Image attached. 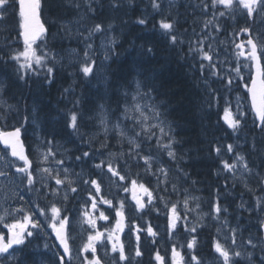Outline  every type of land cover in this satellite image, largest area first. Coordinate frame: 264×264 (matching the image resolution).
<instances>
[{
  "label": "snow or ice",
  "instance_id": "obj_1",
  "mask_svg": "<svg viewBox=\"0 0 264 264\" xmlns=\"http://www.w3.org/2000/svg\"><path fill=\"white\" fill-rule=\"evenodd\" d=\"M131 2V0H130ZM203 9L206 11L209 6L215 9L217 6H223L227 12L235 13L238 9L246 12L249 19L254 20L256 15L264 14V0H211L210 5L202 0ZM48 6L47 0H0V24L4 25L5 32L8 36L5 37V48L11 49L13 42L23 41L22 50L11 51L9 59L18 63V72H22L19 75V79L27 81L29 79V72L34 73L37 77H41L48 83H52L55 77L56 65L63 61V57L60 60L57 59L60 55L53 48L49 47V35L50 28L57 25L59 26L57 32L52 36L53 41L60 39L68 40L71 42L75 39L77 42L84 45L83 56H79L76 49H70L72 53L76 55V61L79 62V73H81L86 79L95 74L96 60L94 53L97 51L94 43V38L97 35H103L101 40V47L105 50L104 59L108 60L112 56H118L119 53L114 51L116 46V38L114 36L105 35L112 30V25L107 27L103 23H95L92 27H86L85 21L91 17H95L98 9L103 7V0L98 3L97 0H59L57 7L64 11L56 17L51 25L46 27L47 21L42 19L44 15V9ZM123 0H110L109 7L116 9L123 7ZM153 8L160 7L157 0H152ZM199 6V5H198ZM14 11L9 13V8ZM226 11H221L219 15L222 17L226 14ZM71 15V18H65ZM215 15V13H214ZM140 25H145L147 21L143 18L137 21ZM212 25V20L208 19L204 22L205 29H208ZM160 28L165 30V33L171 36V42L173 45L177 43V36L171 34L174 29V25L167 20L160 21ZM220 27L216 25V31H220ZM16 35L13 37L12 33ZM62 33V35H61ZM240 33H247L248 39L241 41L240 43L233 42V52L235 56V67H232L231 61H216L213 62V56L210 54L213 52L212 44H207V50H205V42L210 38L208 36H202L200 39L191 42L198 46V48H192L190 45V52L199 51L201 54V60L207 61V66L204 63L200 64V71L203 74L206 70L210 71L211 75L219 78L222 83H225L226 88L231 92V86L234 80L243 82L247 93L249 94L251 101V112L254 116L253 127L258 129L260 133H264V38L261 35L253 37L251 30L248 27L240 29ZM240 33H234L239 35ZM11 38V39H9ZM214 39V38H213ZM149 48L147 52H151ZM223 65H227L226 69V81L222 73L225 71ZM247 70L248 76L242 75V72ZM137 76H143V72L136 74ZM116 88H125L131 90L133 94L129 96V92L124 93L125 105L122 110L123 120L119 117L117 122L108 127V118L106 114H102L100 117V125L103 126L105 132H115L121 139H127L130 145L129 151L124 155L125 163L129 161H143L146 166V170H150L155 164V157L149 153L148 155H141L143 150V143L146 141L156 140L157 149L166 150L168 157L176 159V153L172 150L175 140L170 135L171 125H167V131L165 130L166 121L163 118L164 113L160 111V106L150 103H143V101L151 100V93L155 90L150 87L146 80L124 79L123 83L119 81L115 82ZM133 84L135 85L133 87ZM3 90V85H0V91ZM65 93H70L71 89H65ZM218 91V90H217ZM221 97L217 95V101ZM81 101L79 99L73 102L74 109L76 105H79ZM225 107L223 109V116L221 119L225 122L229 129L233 133H239L245 126L247 120V112L241 110V105L237 103L235 111L232 108V102L230 99L224 98ZM15 106L10 105L7 101L0 99V118L5 121L8 119L9 114L12 112ZM103 107V106H101ZM117 110H120L119 105ZM16 114L19 115L18 108ZM29 119H35V117L25 116L24 121L27 123ZM82 116L77 111H71L69 115L66 127L71 129L73 133L80 136L79 129L81 127ZM155 121V123H153ZM129 124L131 127H129ZM4 126H0V164L3 165L0 168V178L8 180L11 183H15L16 179H19L20 184L18 187L27 185L26 191L29 195L36 194V201L28 200L30 205L29 209H25L23 205L17 208H5L4 212L0 214V264H72V248L69 243L68 229L71 226L70 216L63 215V212L67 211L66 208L58 206V198L60 196V188L66 189L63 199L67 201L68 194L67 189L69 185L83 183L84 186L89 188L88 200L91 201V209L98 210V204L108 205L109 209L115 207L111 199H106L101 196V183L102 180L91 178V173H88V179H85V173L83 170L80 173H75L76 179L70 180L68 177L72 174L69 169L64 167L65 161L63 159L56 160L57 171L53 174L51 168H44L43 173L47 174L49 181L54 180L57 187H53L50 183L41 182L39 189L35 188V184L40 182L36 180L34 174L33 162L29 159V156L25 152L24 142L21 139L22 127H14L11 130H3ZM136 129H139L137 131ZM157 130L159 135H157ZM131 133V135H129ZM81 139L82 136H80ZM167 141L163 143L162 141ZM257 138L253 136L252 149L260 153L261 165H257L255 168L250 167V162L244 154L236 152L235 159L232 163L227 160H222L221 164L223 169L227 172L235 174L237 170L241 171V178L245 176L251 178L253 176L257 179V187L261 192H264V175L259 171L260 166H264V145L258 146L256 143ZM43 144L49 145L47 154L44 156V161L48 160V157H54L56 153L53 151L51 145L54 141L48 139ZM238 145L228 144V153H233ZM217 155L221 154L222 147L217 145L214 148ZM103 154V153H101ZM83 158H91L90 152H83L82 156H77L75 159L77 162ZM11 158H15L14 160ZM18 162H22L20 165ZM107 163V173L111 174V177H118L120 181L126 180V175L121 174V169L113 167L111 162L101 161L92 165L94 169H101L103 173V166ZM239 166V167H238ZM14 168L15 172L12 173L11 169ZM62 170V171H61ZM167 169H156V172H163L167 176ZM156 172H153L155 175ZM61 176L64 178L62 179ZM44 179L43 177L41 178ZM163 183L165 187L162 191L167 192V184L169 181H159ZM247 186V181H245ZM131 187L133 190V200L136 201V207L138 210H142L146 207L145 203L136 195L137 180L131 181ZM139 188L147 195L148 203L151 204L156 197L145 184L140 183ZM227 188V184H225ZM47 189V192L44 190ZM94 189V193L91 191ZM72 193H77L79 189L77 187H71ZM127 192L128 188H124ZM251 191V189H249ZM173 192H178V186L173 184ZM43 193L44 197L52 196L53 200L50 204L44 207L40 206L39 199ZM227 194V193H225ZM16 199L24 201V195L19 192L13 194ZM99 197V200H97ZM159 199L164 200L163 196ZM195 197H189L187 190H185V199L183 201V207L185 212L182 214L180 211L179 202L172 203L170 200L165 201L166 206L171 204L170 208H167L168 215V229L169 232L177 229L180 221H184V227L187 232L191 234V239L187 242V250L192 253L190 261H185L180 251H177L176 246L172 247V264H203L202 259L195 254V248L197 245V226L193 225L188 228V212L189 201L195 200ZM257 208L255 211L264 212V199L257 198ZM199 208V204H197ZM239 209H245V202L242 200L238 205ZM87 209V201L82 205L81 213L85 218V222L94 230L87 236V240L83 243L82 247L78 250V255L83 256L82 264H101V259L97 255V244L100 243L105 233L96 230V220L90 217ZM124 202H120V206L116 207V226L113 230L107 231L106 239L111 244V251L118 253L119 260L116 264H130L132 257L126 254L125 245L120 241V238L115 233L123 231V217H124ZM249 212L254 211L251 207L246 209ZM228 214V207L221 205V195L219 189L217 190L216 200L212 204L210 215L213 216L217 223H220L219 217L221 215ZM17 216L20 218L17 219ZM38 217H43V221ZM100 220L108 221L109 217L105 215L104 211L99 212ZM238 220L240 217L237 218ZM10 221V222H8ZM47 229H51L50 232ZM227 229L230 232V244H222L219 240L213 242V249L216 255L217 264H264V236H260L259 232L264 231V220L259 223L257 234L249 233L247 239L243 237V229L240 224L237 223L232 226L227 219L221 224L218 231ZM137 247L135 249L134 256L136 258L141 257L142 252L139 247L140 235L142 231L138 226L135 229ZM147 233L151 236H155L152 226L149 224ZM39 233L45 234V242L43 244V251L39 250V245L36 249L30 250V245L33 239L38 238ZM237 236L240 237V244H237ZM48 239H54V243H48ZM91 252L92 258L89 259L84 253ZM51 257L48 261L44 257ZM259 253V256L257 255ZM155 260L157 264H167L165 257H162L159 252L155 254Z\"/></svg>",
  "mask_w": 264,
  "mask_h": 264
},
{
  "label": "trees",
  "instance_id": "obj_2",
  "mask_svg": "<svg viewBox=\"0 0 264 264\" xmlns=\"http://www.w3.org/2000/svg\"><path fill=\"white\" fill-rule=\"evenodd\" d=\"M58 3L59 0H47L51 10L48 6L45 7L44 19L49 18V20L54 21L64 11L57 7ZM140 4L139 0H131V2L126 0V4L119 7V10L114 9L115 12L113 13H100L95 16L101 17L103 21L104 19H112L114 23L118 26L122 25L123 28H120L121 30L116 29L119 34L115 32L118 42L114 51L119 55H114L109 63L104 64L106 68L97 70L96 67L95 74L87 79L79 73V63L65 60L62 67L55 72L56 78L50 85L45 86L41 83L30 85L29 87L34 86V88L25 92L23 86L19 85V74L16 72L12 61L6 59L9 48H5L6 42L0 40L2 95L12 103L11 105L15 106L14 112L17 108L19 110V115L10 113L8 119L15 117L18 120L17 125H23L27 133V131H34V128L28 125L33 119H29L25 123L24 117H35V120L38 121L36 126L40 128V137L44 141L52 139L53 145L67 141L73 145L74 136L76 140L82 141L80 136L85 134L92 137V133L97 131L90 125L94 119L88 118L93 116L89 112V106L93 105L89 104L90 101H106L103 97L104 92L109 101L112 102L109 105H113L112 107L116 109L124 101L123 97L126 91L129 92V96L132 94L131 90L122 87L117 89L116 81L123 83L125 78L133 81L135 79L146 80L147 84L155 89L151 94L162 106L164 115L176 127L174 145L178 154L175 161L178 160L176 163L182 166L175 170L179 177L178 183L188 187L190 182L196 181L198 185L191 190L208 202L214 197L211 193L217 194L216 189L221 192L225 188V186L223 187L224 184H230L225 175L219 174L220 166L216 159H213V150L216 144L220 141H229L234 135L240 139L243 137L242 133L246 131L257 133L258 130L254 129L249 119L245 121V126L239 133H233L232 130L228 131L227 127L220 128L218 106L215 104L216 107L207 108L208 104L205 101L204 92L195 78L193 70L184 63L181 53L177 52L176 48L169 45L166 40L163 41L161 36L151 32L149 27L137 23L139 19H145L146 11L143 10L142 14L139 9ZM120 10L123 12L119 13ZM10 11H14V9L10 7ZM124 20L125 23H123ZM145 20L148 22L147 19ZM19 43L21 44V42ZM149 48L152 49L150 53L147 52ZM139 72H143V76H137L136 74ZM104 74L108 76L107 89L98 87ZM22 83L24 84V82ZM71 85L74 86L73 92L71 91L64 96V90L71 88ZM58 88H60V98L55 94ZM77 99L81 103L76 105L74 109L73 102ZM73 110L82 116V124L79 129L80 136L66 127L67 119ZM32 112H35L33 116ZM97 113L98 109L94 112V116ZM83 129L84 131L90 130L91 134L83 132ZM260 140L262 145L263 139ZM153 142L154 140L146 141L145 149L151 148L154 153L159 154L163 161L171 163L172 161L165 156L164 151L158 150L157 145ZM223 144L219 145L222 149ZM247 146H249L248 143ZM260 155L258 152H253L252 156H246V158H249L254 165H261ZM260 167L263 168V166ZM133 172L137 173L135 167H133ZM150 181L152 180L150 179ZM156 183H158V179H156ZM249 186L251 191L246 189L243 196H253L252 190L255 184ZM237 188L240 186L237 185ZM242 191L243 189L239 190L240 195H242ZM259 192L260 190L257 191V194Z\"/></svg>",
  "mask_w": 264,
  "mask_h": 264
},
{
  "label": "rangeland",
  "instance_id": "obj_3",
  "mask_svg": "<svg viewBox=\"0 0 264 264\" xmlns=\"http://www.w3.org/2000/svg\"><path fill=\"white\" fill-rule=\"evenodd\" d=\"M187 7H190L189 9H192V11H200L201 10V8H202V6L200 5V0H181ZM199 5V6H198ZM170 6H172L171 4H170ZM170 6H168L167 5V11L169 12V11H171V10H173V11H176V7L175 6H172V7H170ZM202 12H204V13H206V19H205V21L206 20H208V19H212L213 18V14H211V12H210V10L209 9H207L206 11L202 8ZM176 16H183L184 17V14H181V15H178L177 13L173 16V17H176ZM255 22H256V24H257V29H259L258 31H260L262 34H264V14H258V15H256V17H255ZM58 26H59V24H58ZM58 26L56 27V29L58 28ZM195 30H196V24H194V26L193 27H191V29H190V31L188 32V33H184L183 35L181 34V32H179V31H176V33H174L176 36H177V43L175 44L176 46H182V45H185V46H187V44H188V42H189V40L191 39V38H193L194 37V34H195ZM57 32V31H56ZM56 32L53 34V35H55L56 34ZM172 32V31H171ZM172 34V33H171ZM52 35V36H53ZM61 35H62V33H61ZM110 36H113V35H110ZM211 38V37H210ZM262 38H264V35H263V37ZM103 39V38H102ZM101 39V40H102ZM73 40H75V39H73ZM101 40H100V42H99V45L97 46L99 49H100V53H99V58H98V62H97V67H99V68H101V70L102 69H104L103 67H104V65H103V63H106V61L104 60V57L103 56H105V50L100 46L101 45ZM56 42H60V44H61V40L60 39H57V40H55ZM64 41V40H63ZM65 41H66V39H65ZM68 41V40H67ZM225 45V43H224V41H220V40H214L213 41V51H214V53L216 54V57L217 58H220V61H224V60H226V58H229V57H233V56H230V55H220V52H219V50H221L222 52H223V46ZM82 47L84 48V45L82 44ZM57 49V51L60 53V57L62 56L63 57V61H65V60H67L68 62L70 61H73V60H75L76 59V55L74 54V53H72L71 51H70V49H73V48H68V49H62L61 48V46H60V48H56ZM77 50V49H76ZM77 52L79 53V56H81V55H83V52H81L80 50H77ZM220 55V56H219ZM60 57L58 58L57 57V59L58 60H60ZM62 61V62H63ZM61 62V63H62ZM60 63V64H61ZM195 65V64H194ZM69 66V65H68ZM196 66V65H195ZM199 66H200V64H199ZM232 67H235V61L232 63ZM198 71L201 73V71H200V67L198 68ZM245 71H247V70H245ZM244 71V72H245ZM202 74V73H201ZM204 74V73H203ZM199 77H200V80H203L204 82H203V86H201L202 87V91L204 90V95L206 96L205 97V99H208V101H210L211 102V100H210V97L211 96H215V99L217 98V95H219L220 97L222 96V98H223V102H224V98H227V92L226 91H223V90H225V88L224 89H222V85H221V83L220 82H217V83H215V82H208L207 84H206V81H209V78H208V76H201V75H199ZM203 78V79H202ZM99 87L100 88H103V89H107V87L105 86V80L104 79H100V85H99ZM69 89H71V88H69ZM218 90V91H217ZM21 97V96H20ZM103 97H104V100H106V101H104L106 104L107 103H112V102H110L109 101V98H108V96H107V94L106 93H104L103 92ZM0 99H2L1 98V96H0ZM108 100V101H107ZM8 103V102H7ZM143 103H150V104H153V102H152V99L151 100H148V101H143ZM237 103H239L240 105H241V110L242 111H246L247 112V110L248 111H250V108H249V104H248V101H246V99L244 98V97H241V96H236V98H235V104H234V107H233V111H235V108H236V105H237ZM8 104H10V103H8ZM11 105V104H10ZM246 106L248 107V109H246ZM122 110H123V108H122ZM119 112H121V111H119ZM11 113H16V112H14L13 110H12V112ZM35 112H32V116H33V114H34ZM100 113V111H99V109H98V113L94 116L95 118H96V116L98 115ZM92 116H89L88 118H91ZM120 119L121 120H123V116H121L120 117ZM2 122H5V120L4 119H2ZM38 121L37 120H35V119H33V121H31V123H32V125H31V127H33L34 128V131H36L37 130V126H36V123H37ZM117 122V120L115 121V122H113V123H111L110 124V127H112V125H114L115 123ZM6 123L8 124L9 122H8V120H6ZM154 123V122H153ZM11 125H15V123L14 122H12L11 123ZM97 135V133H94V134H92V138L94 137V136H96ZM110 135H112L111 133H110ZM114 135H115V143L117 144L118 142H120V138L116 135V133H114ZM31 136H32V134H31ZM256 138H257V140H256V143H257V145L258 146H260L261 144L259 143V141H261V140H259V139H261L262 138V136L260 135V136H255ZM252 139H253V136L252 137H249V142H252ZM126 140L127 139H124V145L122 144V148H120V150H118V151H114V150H108L106 153H107V156H109V160H110V162L112 163V161H113V163L114 164H116V165H121V164H125L124 165V168L126 167L127 169H125V170H128V168H129V166H128V163H125L124 162V160H125V157H124V155L123 154H125V153H127L128 151H129V148L130 147H128L125 143H126ZM245 140H247V139H245ZM111 142V141H110ZM243 142H244V137H243V139L242 140H234V142H232L231 144H233V145H238V147H236V150H235V152H233V153H235L236 154V152H239V153H241V154H244L245 156H246V154H245V152L242 150V147H240V146H242L243 145ZM115 143H111L112 144V146H113V148H114V146L116 145ZM126 145V146H125ZM35 148H36V145L34 146ZM47 149L48 148H45V147H40L39 148V153H40V155H39V157L37 158V160H38V163L40 164V162H41V160L43 161V162H49L50 160H51V156L50 157H48V160L47 161H44V156L47 154ZM173 151H174V149H172ZM57 151L58 152H61L59 149H57ZM109 154V155H108ZM103 155V154H102ZM103 157H105L104 155H103ZM207 159V158H206ZM235 159V155H232V157H231V159H230V161L228 160V159H224V160H227L229 163H232L233 162V160ZM206 161V160H205ZM249 161V160H248ZM206 164V163H205ZM250 166H251V164H250ZM3 167V165L2 164H0V168H2ZM154 168H156V169H158V168H162L163 167V161L161 160V159H159V158H156L155 159V164H154V166H153ZM239 167V166H238ZM44 168H51L52 170H53V174H55V172L57 171V168H55L54 166H52L51 164H47L46 163V165H43V167L42 166H40L39 168H38V170H37V174H38V176L40 177V178H44L43 179V181H44V183H49V180L47 179V174L46 173H43L42 171H39V170H42V169H44ZM11 172L12 173H14L15 172V169L14 168H12L11 169ZM176 172V171H175ZM227 172V171H226ZM172 173V172H171ZM227 173H229V177L228 176H226L227 177V179L229 180V182H230V180H232V181H235L236 182V184H238L239 186H240V188L239 189H242V187H243V185L244 184H246L245 183V181H247V186H246V188H248V185H253V184H255V187H254V189L252 190V192L254 193V190H257V189H259L258 187H257V184H256V182L254 181L253 182V177H251V178H249V177H247V176H245L244 178H241V171L240 170H237L236 172H235V174L233 175V173H230V172H227ZM104 175H108L110 178H112L111 177V174L110 173H105ZM262 175H264V171H263V174ZM154 177H155V175H154ZM164 177H170L171 179H169V180H167V181H169V183L167 184V192H164V191H162L161 189L162 188H164L165 187V185L164 184H161V187L160 188H158V193H159V197L160 196H163L164 197V201H166V200H170L172 203H176V202H179V206H180V211L182 212V213H184L185 212V209H184V207H183V201H184V199H185V196L184 197H179V199L177 200L176 198H177V196H178V193H179V189H180V187H182L183 186V189H184V191L185 190H187V195L189 196V197H195L196 199L195 200H190L189 201V209L191 210V211H189L187 214H188V228H191V226H193V225H195V226H209L210 227V229H213L216 233V237H215V239L216 238H218L217 240H219L222 244H230L231 243V239H230V232L227 230V229H224V230H222V231H218V229L221 227V224L224 222V220H228V221H230V218H227L226 216H224V215H221L220 217H219V221H220V223H217L216 221H215V219L213 218V216L212 215H210V213H211V209H212V207L210 208V209H203L201 206H199V208H197V203L198 202H200V201H204L201 197H200V195L199 194H197L196 192H194V191H192L191 189L189 190L188 189V187L187 186H185V185H180L179 183H178V176H176V174H174V173H172L170 176H164ZM61 178L63 179L64 177L63 176H61ZM68 179H70V180H74L71 176H69L68 177ZM225 182V181H224ZM20 184V181H19V179H16V181H15V183H11V182H9L8 180H4L3 178H1L0 179V214H2L3 212H4V209L5 208H17V207H20L21 205H23V207L25 208V209H29L30 208V205L27 203V201L28 200H31L30 198H28V192L26 191V188H25V185L23 186V187H18V185ZM75 184V183H74ZM74 184H72V185H74ZM173 184H176L177 186H178V192H173ZM71 185V186H72ZM157 185H159V184H157ZM223 187H224V185H223ZM62 188V189H61ZM60 188V192H65L66 190L64 189V187H61ZM222 188V187H221ZM246 188H244L243 189V191H242V195H238L237 193H235L234 192V187H229V191H231L232 193H234L235 195H238L237 197H236V199H234L235 201H233V200H226V198H224V201H225V204H226V206L228 207V208H231V209H236V208H238V205L241 203V201L243 200L244 202H245V209H247V208H249V207H251L252 209H254L252 206H248L247 204H250V200L251 199H249V198H247L246 196H243V193L246 191ZM154 190V189H153ZM218 189H216V191H217ZM16 192H19L21 195H24V197H25V200L24 201H20L19 199H16L15 198V196L13 195L14 193H16ZM141 191H139V193H140ZM139 193H138V195L137 196H139ZM170 194H172V195H176V197L175 198H172L171 196H170ZM254 196V195H253ZM40 198H42V199H44L45 197H44V195L41 193V195H40ZM248 200V202H247V200ZM214 199H215V197H213V199L212 200H210V201H208L209 203H211V202H213L214 201ZM263 199H264V196H263ZM121 201H123L124 203H126V202H130V200H133V198L131 197V195L130 194H126V195H123L122 197H121V199H120ZM32 201H35L34 199L32 200ZM133 201H135V200H133ZM191 202H193V204H191ZM131 203V202H130ZM166 205V204H165ZM222 205V204H221ZM222 206H225V205H222ZM167 207H171V204H168L167 205ZM190 213H192V215L191 216H189V214ZM240 213V214H239ZM239 213H237V214H234L235 215V217L236 218H238V217H240V219H242V221L245 223L246 222V220H247V215H245V216H243V212L241 211V212H239ZM250 213H252V212H250ZM254 213V212H253ZM252 213V214H253ZM255 215V214H254ZM244 219V220H243ZM261 221V219H259L258 220V222H260ZM184 223L185 222H183V226H184ZM230 223H231V225L232 226H235L236 225V222L235 223H232L231 221H230ZM184 231H186L185 230V227H184ZM48 232H50V229H48ZM187 232V231H186ZM189 233V232H188ZM252 234H256L255 232H253ZM249 235V234H248ZM248 235H247V237H248ZM244 239H246V236L244 237ZM49 243V242H48ZM50 244H51V242H50ZM237 244L239 245L240 244V237L239 236H237ZM213 252H214V250H213ZM217 254H215V256H216ZM216 258V257H215ZM213 264H217V262L215 261Z\"/></svg>",
  "mask_w": 264,
  "mask_h": 264
},
{
  "label": "flooded vegetation",
  "instance_id": "obj_4",
  "mask_svg": "<svg viewBox=\"0 0 264 264\" xmlns=\"http://www.w3.org/2000/svg\"><path fill=\"white\" fill-rule=\"evenodd\" d=\"M0 148L3 147L0 146ZM32 160L33 168H36L38 165H40L35 160V155L32 156ZM88 191L89 188L87 187L85 190L77 193L75 201H73L74 203L72 204V209L74 210V212H78L80 216H82V205L85 204L88 198ZM91 191L93 190L91 189ZM90 205L91 202L87 203L86 210L89 212L90 217L96 220V230L105 233L104 239L97 244V255L101 259V264H116V261L119 260V256L118 253H113L111 251V244L106 239V230L111 231L115 228V209L120 205L114 204L115 207L109 209L108 205L98 204V210L95 211L91 209ZM159 207L161 208V211L158 215L153 217L152 215H150V212L152 211H145L144 209L138 210L137 208H134V205H131L130 203L124 204V217L122 220L124 226L123 231H118L115 234L119 236L120 241L125 245L126 254H128L132 258L134 256H132L131 253H135V249L138 243L136 240L135 229L137 226L142 229V231L139 233V247L141 249L142 255L141 257L137 258V260L135 261L136 263L131 259L130 264H157V261L155 260V254L157 252H159L162 257H165V259L167 260V264H172V247L174 245L176 246L177 251L181 252L184 260H186V258L188 257L187 247L181 244V242H184L185 239L182 234V226H178L177 229L173 230V232L170 233L168 229L167 211L165 210V208L160 204L155 203L153 205H150L149 209L156 210V208ZM69 208H71V206H69ZM100 211L105 212V215L109 217L108 221L100 220L98 218ZM149 224L152 226L153 231L156 233L155 236H151L147 233L146 229ZM93 231L94 230L89 226L87 230H78V232L75 234L76 236L74 239L72 237L70 238L69 236V242L72 248L73 255L72 264H82L83 256L78 255V250L87 240V236L89 235V233ZM40 238H43V234H38V238L36 240ZM84 255H86L89 259L92 258L91 252H86L84 253Z\"/></svg>",
  "mask_w": 264,
  "mask_h": 264
},
{
  "label": "bare ground",
  "instance_id": "obj_5",
  "mask_svg": "<svg viewBox=\"0 0 264 264\" xmlns=\"http://www.w3.org/2000/svg\"><path fill=\"white\" fill-rule=\"evenodd\" d=\"M109 3H110V0H103V7L102 8H100V9H98V11H97V14H100V13H103V14H106L107 12L108 13H113V12H115V10L114 9H112L111 7H109ZM121 12H123V11H121L120 10V12L119 13H121ZM96 14V15H97ZM103 18H104V16H103ZM184 17L183 16H176V17H172V22H173V25H174V29L172 30V34H174V33H176V31H179V24H180V22H181V20L183 19ZM88 22L90 23V25L88 26V27H92V25H94L95 23H103V25L105 26V27H107L109 24H111L112 25V30H115V32L116 33H118L117 32V30L116 29H122L123 27H122V25L121 26H118L116 23H114V20L112 21V19H104V21H103V19H101V17H91V18H89L88 19ZM123 23H125V20L123 21ZM144 27H149V30L151 31V32H154V33H156V34H158L159 36H161L162 38H163V41L164 40H166L167 41V43L169 44V45H171V46H173V47H175L176 48V50H177V52H179V53H181L180 51H179V47H186L185 45H182V46H176V45H173L172 44V42H171V36L170 35H168V34H166L165 33V30H156V28L151 24V23H149V22H147L145 25H144ZM120 29V30H121ZM190 29H191V27L188 29V27L186 26V28H185V33H188L189 31H190ZM180 32V31H179ZM7 32H5V30H4V25L3 24H1L0 25V37H2L4 34H6ZM119 34V33H118ZM181 55H182V58L184 59V63H186L192 70H193V73L195 74V78L198 80V82H199V84L201 83V80H200V77H199V75H201V76H204L205 74H201L199 71H198V68L200 67L199 66V64H200V62H199V60H197L196 58H194L193 56H191L190 54H188V53H181ZM7 59V58H6ZM3 60H5V59H3ZM97 62H98V59H97ZM105 63H103V65H104ZM196 66H195V65ZM104 67H105V65H104ZM103 67V68H104ZM106 68V67H105ZM97 70H101V68H99V67H97ZM80 79V78H79ZM24 82V81H23ZM19 85H21V86H23V88H24V90H25V92H27L28 90H32L33 88H34V86H32V87H28V86H26L25 85V83L23 84L21 81H20V84ZM40 88V87H39ZM202 88V87H201ZM74 89V88H73ZM73 89L71 90L72 92H73ZM41 92V91H40ZM39 92V93H40ZM203 92H204V90H203ZM65 93V92H64ZM55 94H57L56 96L58 97V98H60V88H58L57 89V91H56V93ZM67 94H69V93H65V95L64 96H66ZM133 94V93H132ZM131 96V95H130ZM151 97H152V102H153V104H157L158 106H160V109H162V106L160 105V103L158 102V101H156L155 100V97L154 96H152V94H151ZM206 96L204 95V98H205ZM228 97H229V95H227V99H228ZM210 100H211V102L210 101H208V99H205V101H206V103L208 104V106H207V108L208 109H212L213 107H216L215 106V104L218 106V108H217V110L218 111H220L221 109H223L224 108V102H223V98H222V96H221V99L219 100V101H217V98L215 99V96H211L210 97ZM104 102V101H103ZM103 102H101V101H99L98 102V100L97 101H94V100H92V101H90L89 102V104H93L92 106H89V108H90V113H92L93 114V116H92V118H94V121L96 120V118H99L100 117V115H101V113H99L97 116H96V118L94 117V112H96L97 111V109H99V105H103V104H106L105 102L103 103ZM106 105H108V106H106V110L109 112V113H111V115H112V118L114 119V122L117 120V118L118 117H115V115L116 114H118V113H120L119 111H122V108L124 107V105H125V100L124 101H122V103H120V110L118 111L117 110V108L116 109H114L112 106L113 105H109V103H107ZM221 105V106H220ZM211 106V107H210ZM220 107V108H219ZM216 109V108H215ZM220 113V112H219ZM114 116V117H113ZM165 116V115H164ZM120 118V117H119ZM8 120V125H11V123L12 122H14L15 123V125H17V123H18V120L15 118V117H13V118H9V119H7ZM131 127V126H130ZM93 128H95L97 131H98V129L100 130V128L98 127V125H95L94 126V124H93ZM171 136L172 137H174V130L176 129V127H175V124H171ZM137 131H139V129H136ZM114 133L115 132H112L111 134L112 135H109V136H106L105 135V137L103 138V140H102V146H103V148H102V153H103V155L105 156V157H107V151L108 150H114V151H118V150H120V148H122L123 146H122V144L124 145V140H121L120 139V142H118L117 144L114 142L115 141V135H114ZM261 134H260V132H259V130H258V132L257 133H254V132H248V131H246L245 132V135L243 136L244 137V142H243V145L242 146H240V147H242V150L245 152V154H246V156H252V153L253 152H255L256 153V151H254L253 149H252V142H249V137H252V136H260ZM243 137H241L240 139H238V140H242L243 139ZM245 139H247V140H245ZM154 140V139H153ZM237 140V139H236ZM260 140V139H259ZM111 141V142H110ZM111 143H115L116 145L114 146V148H113V146H112V144ZM247 143L249 144V146H247ZM259 143H260V141H259ZM145 142L143 143V150H150V151H153V150H151V148H147V149H145ZM153 144H156V140H154V142H153ZM223 146L225 147V144H223ZM223 147V148H224ZM173 149H174V152L176 153V155L178 154V152H177V150H176V148H175V145L173 146ZM61 151V150H60ZM164 151V154H165V156L170 160V161H175L176 159H172V158H170V157H168V155H167V151L166 150H163ZM95 154H98V152L97 151H95ZM39 157V154H35V160L38 162V160H37V158ZM96 158H99V156L98 157H96ZM157 158H159V159H161L159 156L157 157ZM248 160H249V162H250V164H251V166H252V163H251V161H250V159L249 158H247ZM162 160V159H161ZM163 161V160H162ZM137 162L136 161H129V163H128V166H129V168H128V170H132L133 171V167H135V170L137 171V174H142V171H141V169L139 168V166H137V165H135ZM169 164V162H167V161H163V166H167ZM123 165H125V164H122V166ZM39 166V165H38ZM37 166V167H38ZM125 169H127L126 167L124 168L123 167V170L124 171H128V170H125ZM152 170L155 172L156 171V168H154V167H152ZM219 174H223V172L221 171V168L219 169ZM223 175H225V174H223ZM225 178H226V180H228L227 179V177L225 176ZM150 179L152 180V181H150ZM156 177H154V176H152L151 178H148L147 179V181L145 182V184L147 185V186H149L150 188H152V189H154V192H156V194H157V196H158V198H159V193H158V188H160V183H156ZM229 181V180H228ZM230 183V182H229ZM157 184H159V185H157ZM223 185V184H222ZM238 185V184H237ZM152 186H154V187H152ZM228 186V185H227ZM239 186V185H238ZM223 188V187H222ZM163 189V188H162ZM161 189V190H162ZM246 189H249V188H246ZM259 189H257V190H254V193L252 192V195H256L257 194V191H258ZM170 196L172 197V198H175L176 197V195H172V194H170ZM246 197H248L249 199H251L250 197L251 196H246ZM246 199V198H245ZM226 200H233L234 201V198H226ZM73 201H75V199L73 200ZM161 211V208L159 207V208H156V210L155 209H153L152 210V212H150V215H155V214H159V212ZM244 220V219H243ZM216 232L213 230V229H210V230H207L204 234H200V235H198V238L200 239V240H202V242H209V241H213V240H215V237H216V234H215Z\"/></svg>",
  "mask_w": 264,
  "mask_h": 264
},
{
  "label": "water",
  "instance_id": "obj_6",
  "mask_svg": "<svg viewBox=\"0 0 264 264\" xmlns=\"http://www.w3.org/2000/svg\"><path fill=\"white\" fill-rule=\"evenodd\" d=\"M26 152V151H25ZM263 236H264V231H263Z\"/></svg>",
  "mask_w": 264,
  "mask_h": 264
}]
</instances>
